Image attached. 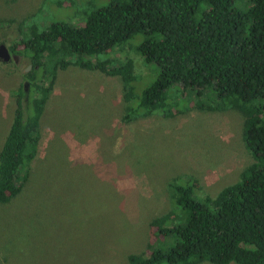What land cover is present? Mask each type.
<instances>
[{
  "label": "rangeland",
  "instance_id": "374dc122",
  "mask_svg": "<svg viewBox=\"0 0 264 264\" xmlns=\"http://www.w3.org/2000/svg\"><path fill=\"white\" fill-rule=\"evenodd\" d=\"M107 2L0 0V43L8 48L17 39L24 18L39 31L53 21L80 26ZM142 39L137 33L98 56L109 66L133 60L135 96L157 76L137 51ZM18 50L0 60V149L16 90L31 69ZM125 93L120 76L77 65L57 71L29 177L16 197L0 203V264H128V254L146 250L151 219L174 209L172 178L191 175L200 185L196 198L215 196L254 161L237 109L212 110L194 99L171 116L155 112L126 122Z\"/></svg>",
  "mask_w": 264,
  "mask_h": 264
},
{
  "label": "trees",
  "instance_id": "16d2710c",
  "mask_svg": "<svg viewBox=\"0 0 264 264\" xmlns=\"http://www.w3.org/2000/svg\"><path fill=\"white\" fill-rule=\"evenodd\" d=\"M26 21L18 23V37L8 47L21 49L31 69L16 90L0 149V203L16 197L29 177L57 71L69 65L98 69L122 78L131 100L126 122L155 112L171 116L173 107L194 99L212 110L237 109L254 160L215 196L196 198L200 185L191 175L172 178L176 208L151 219L146 250L128 254L127 263L264 264V0H108L80 26L53 21L39 31ZM137 33L143 34L137 51L156 66L157 76L135 96L133 60L109 66L98 56Z\"/></svg>",
  "mask_w": 264,
  "mask_h": 264
},
{
  "label": "water",
  "instance_id": "95a60500",
  "mask_svg": "<svg viewBox=\"0 0 264 264\" xmlns=\"http://www.w3.org/2000/svg\"><path fill=\"white\" fill-rule=\"evenodd\" d=\"M10 59L11 55L8 48L4 44L0 43V60L3 62H8Z\"/></svg>",
  "mask_w": 264,
  "mask_h": 264
}]
</instances>
